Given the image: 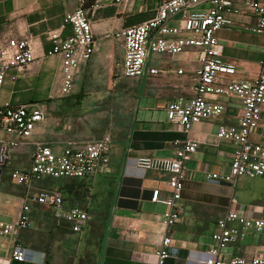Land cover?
I'll return each instance as SVG.
<instances>
[{
	"label": "crops",
	"instance_id": "obj_1",
	"mask_svg": "<svg viewBox=\"0 0 264 264\" xmlns=\"http://www.w3.org/2000/svg\"><path fill=\"white\" fill-rule=\"evenodd\" d=\"M161 0H86L85 8L95 38L91 58L79 65L73 88L60 94L59 56H47L50 43L45 33L61 25L66 13L81 0H0V39L31 38L36 60L25 69H10L0 90V109L6 104L43 103L46 120L39 123L28 143L12 150L23 168L37 142L59 150L67 142L83 143L112 135V148L100 172L91 178L43 177L26 188L13 182L6 172L0 199V218L17 216L19 198L41 190H60L65 207H79L91 215L80 232H74L53 208L30 202V224L16 233L0 236V264H156V251L166 234L163 214L167 207L150 200L151 189L165 193L166 176L158 171H141L132 159L139 156L171 157L184 139L180 125L170 122L166 105L188 99L196 83L193 65L201 56L189 47L173 55L150 54L147 68L158 69L156 80L146 71L127 80L117 72L122 49L114 39L121 27L142 22L153 15ZM201 7H204L201 6ZM231 28L216 32L224 45V60L232 62L238 76L254 77L264 58V35L242 28L253 21L250 14H232ZM180 24L179 15L170 21ZM71 33L70 26L63 32ZM183 68V74L177 70ZM207 99L225 106L218 118L192 126L198 148L187 163L179 221L172 227L175 253L166 264H205L216 221L229 208L248 218L264 220V178H241L235 186L209 178L229 171L234 145L216 138L219 124L234 125L240 102L225 95L208 94ZM5 133L0 129V139ZM250 138L264 143V112ZM25 158V159H23ZM7 163V164H8ZM19 169V168H17ZM6 180L19 192H5ZM236 200L231 203V198ZM241 230L238 223H234ZM14 243L26 250L23 261L11 258ZM224 264L232 258L264 259V228H253L220 253Z\"/></svg>",
	"mask_w": 264,
	"mask_h": 264
},
{
	"label": "built area",
	"instance_id": "obj_2",
	"mask_svg": "<svg viewBox=\"0 0 264 264\" xmlns=\"http://www.w3.org/2000/svg\"><path fill=\"white\" fill-rule=\"evenodd\" d=\"M85 4L86 0H81L74 11L65 14L59 27L45 33V39L50 43L46 55L59 56L61 60L60 94L71 92L79 65L88 61L94 52L95 38ZM232 14H250L253 21L242 25V28L264 35V0H161L150 18L121 27L114 33V39L122 49L116 69L127 80L138 78L146 71L153 81L156 80L158 69L147 68L146 64L150 54L173 55L189 47L202 51L192 66L196 80L195 85L191 86L193 95L186 100L174 99L166 105L168 121L181 126L184 139L171 157L139 156L132 159L135 168L162 172L166 176L165 193L162 194L159 188H152L150 196L153 203H162L167 207L163 214L166 234L156 251V264H166L175 253L171 246L172 227L181 216L178 201L187 176V163L199 145L192 134V126L204 119L218 118L225 111L223 104L209 101L206 97L208 94L225 95L240 102L237 123H221L216 130L217 139L231 141L234 145L229 171L225 174L213 173L209 178L227 182L231 186H235L241 178H264V143L250 138L251 132L260 125L264 112V58L260 62L262 70L254 77L238 76L235 65L224 60V45L216 32L234 26L230 17ZM177 15L180 24L171 25V19ZM67 26H70L71 33L64 36ZM35 60L33 39H0V90L10 69H25ZM183 72V68L177 70V74ZM48 111V106L35 102L6 104L0 109V129L5 133L0 139V199L12 150L28 143L37 125L46 120ZM111 148L110 133L83 143L67 141L59 150L37 142L30 153V165L11 170L9 177L26 188L45 176L91 178L100 172ZM30 202L53 208L56 218L65 219L74 232H80L91 219V215L82 208L65 207L60 190L44 189L19 198L15 219L0 218V236L12 235L29 226ZM235 202L232 197L231 203ZM234 223L240 224L242 230ZM215 226L211 235L212 244L205 253V264H224L221 251L234 243L244 230H262L264 220L248 218L229 208L217 219ZM25 256V248L14 243L11 258L23 261ZM229 263L264 264V259L232 258Z\"/></svg>",
	"mask_w": 264,
	"mask_h": 264
},
{
	"label": "rangeland",
	"instance_id": "obj_3",
	"mask_svg": "<svg viewBox=\"0 0 264 264\" xmlns=\"http://www.w3.org/2000/svg\"><path fill=\"white\" fill-rule=\"evenodd\" d=\"M23 159H25V158H23ZM23 165L24 164L21 163L19 160H17L16 158H13L12 161H10L6 165V172H10L11 170H14L17 168L20 169L23 167ZM4 190H5V192H19L20 188L14 186L11 180H6Z\"/></svg>",
	"mask_w": 264,
	"mask_h": 264
}]
</instances>
